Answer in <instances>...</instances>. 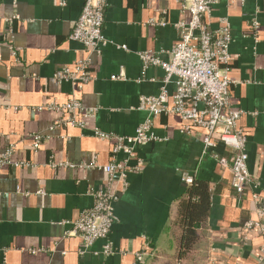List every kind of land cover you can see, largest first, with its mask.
Here are the masks:
<instances>
[{
    "label": "crops",
    "instance_id": "0c3cea01",
    "mask_svg": "<svg viewBox=\"0 0 264 264\" xmlns=\"http://www.w3.org/2000/svg\"><path fill=\"white\" fill-rule=\"evenodd\" d=\"M84 1L0 0V154L13 146L12 159L22 162L0 168V264H175L185 177L206 185L208 203L191 219L197 245L183 264L209 258L264 264L262 237L242 229L256 217L253 193L264 207V0H219L204 16L213 31L229 25V106L242 112L237 126L246 133L251 176L242 195L231 186L229 166L212 155L229 162L231 150L218 142L204 153L201 130L186 134L178 115L152 118L138 108L141 96L158 94L164 76L159 66L143 70L138 54L151 50L168 61L188 11L178 0H105L102 34L109 43L96 54L69 37ZM84 58L87 83L58 79L62 68ZM166 89L171 105L174 78ZM71 98L94 108L82 126L49 108ZM150 118L153 139L131 145L135 158L122 151L113 156L115 141L95 134L133 136ZM34 134L42 136L36 149ZM112 160L127 161L133 170L125 185L114 183L116 220L107 237L83 248L72 222L107 181L106 173L87 165Z\"/></svg>",
    "mask_w": 264,
    "mask_h": 264
},
{
    "label": "built area",
    "instance_id": "2783aa9c",
    "mask_svg": "<svg viewBox=\"0 0 264 264\" xmlns=\"http://www.w3.org/2000/svg\"><path fill=\"white\" fill-rule=\"evenodd\" d=\"M188 11L189 20L177 24L179 40L169 53V60L163 61L151 50L139 53L142 69L149 66H159L164 71L162 86L156 95H145L139 98L138 108L149 112L152 118L159 114L173 113L184 122L182 131L192 134L202 131L203 152L215 147L220 142L232 151L231 160L225 156L212 153L222 167L229 166L233 190L242 195L246 186L251 183V176L247 167L245 151L246 133L237 126L241 116L240 110L229 106L227 76L230 42L229 25L223 22L218 30L208 28L204 16L219 0H178ZM105 0H85L81 12L74 22L69 34L70 39L83 44L89 53L100 54L108 45V40L102 34ZM124 48V46H121ZM120 76H112L117 79ZM174 78L175 89L171 95V105H168V91L166 86ZM59 80L75 81L81 87L91 79L89 60L80 59L72 69L62 68L58 75ZM49 108L67 114L66 121L73 125L82 126L83 119L91 116L94 108H85L77 98H71L62 104H50ZM78 117V119H76ZM152 118L140 124L133 136L117 137L96 131L95 134L103 139L115 141L112 154L122 151L128 158H135L131 147L133 144H143L153 139L150 132ZM58 124L61 121L57 122ZM33 148L39 147L42 136L34 134ZM13 146H9L0 154V168L4 165L20 166L22 162L12 159ZM138 163H140L138 161ZM88 167H96L107 174V181L103 187L92 191L93 204L90 208L80 212L72 222L73 231L80 235L83 248L89 247L96 240L105 239L116 220L114 202L117 200L115 182L125 185V178L133 168L127 161L112 160L106 165L91 162ZM138 165L134 170H138ZM190 183L192 178H184ZM255 205V219H249L242 224L243 230L255 229L262 237L260 248L261 257L264 256V207L260 197L251 195ZM103 251L109 253L111 245L104 244ZM140 259V256L137 257ZM206 264H221L215 258H209Z\"/></svg>",
    "mask_w": 264,
    "mask_h": 264
},
{
    "label": "trees",
    "instance_id": "16d2710c",
    "mask_svg": "<svg viewBox=\"0 0 264 264\" xmlns=\"http://www.w3.org/2000/svg\"><path fill=\"white\" fill-rule=\"evenodd\" d=\"M195 196L198 197V202L190 200ZM207 203L208 190L206 185L192 179L191 182L187 184L186 198H182L179 202L181 205L179 222L182 225V233L177 248L178 251L174 259L175 264H183L188 258L186 255L190 254V251L197 245L198 228L195 224H192L191 219L194 218V214L196 213L195 210L197 208H205ZM200 215L201 214L198 213V216Z\"/></svg>",
    "mask_w": 264,
    "mask_h": 264
}]
</instances>
